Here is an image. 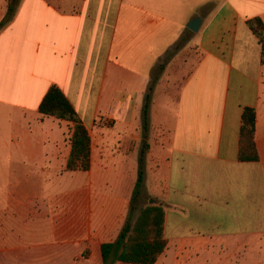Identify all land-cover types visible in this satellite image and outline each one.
<instances>
[{
  "label": "crops",
  "instance_id": "obj_1",
  "mask_svg": "<svg viewBox=\"0 0 264 264\" xmlns=\"http://www.w3.org/2000/svg\"><path fill=\"white\" fill-rule=\"evenodd\" d=\"M254 18L264 22V0H19L0 28V264H102V245L128 220L144 148L139 207L165 211L156 264L171 250L239 249L264 233ZM54 85L90 132L87 172L66 171L72 124L39 112ZM247 107L257 162L239 159Z\"/></svg>",
  "mask_w": 264,
  "mask_h": 264
},
{
  "label": "trees",
  "instance_id": "obj_2",
  "mask_svg": "<svg viewBox=\"0 0 264 264\" xmlns=\"http://www.w3.org/2000/svg\"><path fill=\"white\" fill-rule=\"evenodd\" d=\"M19 0H10L8 12L0 23V28L11 21L15 15ZM249 28L259 38L261 44V62L264 64V22L254 18L248 22ZM152 90V89H151ZM151 96L143 110V128L149 127V108ZM39 112L72 124L71 152L66 171L87 172L91 169L92 138L79 114L56 85L52 86L44 97ZM256 109L247 107L242 115L239 159L241 162L259 161L256 145ZM146 148L140 154L139 178L133 192L128 220L117 240L104 243L101 247L102 264H156L165 252L167 241L164 237L165 211L158 205L139 207L144 195V168ZM137 217L134 220L135 214Z\"/></svg>",
  "mask_w": 264,
  "mask_h": 264
},
{
  "label": "rangeland",
  "instance_id": "obj_3",
  "mask_svg": "<svg viewBox=\"0 0 264 264\" xmlns=\"http://www.w3.org/2000/svg\"><path fill=\"white\" fill-rule=\"evenodd\" d=\"M178 67L179 64H177ZM145 204L146 202H144ZM228 246L234 247L220 246L212 251H200L191 255L189 252L180 253L171 250L167 257L160 260L158 264H264V233H252L249 236V243L239 249H236L234 243H230ZM16 257L14 256L12 259ZM82 263H86L85 259L76 257L74 264Z\"/></svg>",
  "mask_w": 264,
  "mask_h": 264
},
{
  "label": "water",
  "instance_id": "obj_4",
  "mask_svg": "<svg viewBox=\"0 0 264 264\" xmlns=\"http://www.w3.org/2000/svg\"><path fill=\"white\" fill-rule=\"evenodd\" d=\"M202 25V19L200 17L195 18L188 24V29L194 33H198Z\"/></svg>",
  "mask_w": 264,
  "mask_h": 264
},
{
  "label": "built area",
  "instance_id": "obj_5",
  "mask_svg": "<svg viewBox=\"0 0 264 264\" xmlns=\"http://www.w3.org/2000/svg\"><path fill=\"white\" fill-rule=\"evenodd\" d=\"M102 120V123L104 124V126H109L111 124V122L108 120V119H101Z\"/></svg>",
  "mask_w": 264,
  "mask_h": 264
}]
</instances>
